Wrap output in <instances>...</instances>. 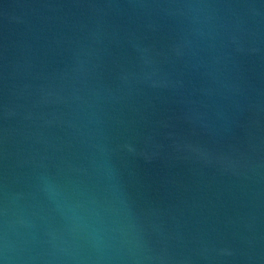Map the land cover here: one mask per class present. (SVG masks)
Instances as JSON below:
<instances>
[{"label": "water", "instance_id": "1", "mask_svg": "<svg viewBox=\"0 0 264 264\" xmlns=\"http://www.w3.org/2000/svg\"><path fill=\"white\" fill-rule=\"evenodd\" d=\"M0 264H264V0H0Z\"/></svg>", "mask_w": 264, "mask_h": 264}]
</instances>
